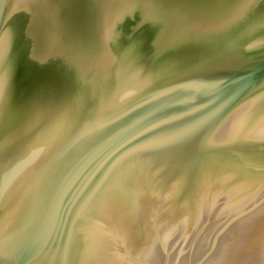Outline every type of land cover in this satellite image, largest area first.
Segmentation results:
<instances>
[{
    "label": "water",
    "instance_id": "1",
    "mask_svg": "<svg viewBox=\"0 0 264 264\" xmlns=\"http://www.w3.org/2000/svg\"><path fill=\"white\" fill-rule=\"evenodd\" d=\"M0 264H264V0H0Z\"/></svg>",
    "mask_w": 264,
    "mask_h": 264
}]
</instances>
